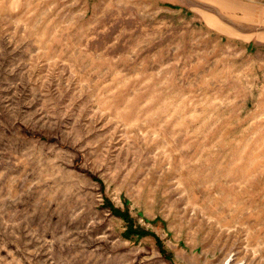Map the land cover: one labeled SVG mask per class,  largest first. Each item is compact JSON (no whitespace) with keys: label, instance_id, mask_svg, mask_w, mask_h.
I'll return each instance as SVG.
<instances>
[{"label":"rangeland","instance_id":"rangeland-1","mask_svg":"<svg viewBox=\"0 0 264 264\" xmlns=\"http://www.w3.org/2000/svg\"><path fill=\"white\" fill-rule=\"evenodd\" d=\"M0 264H264V0H0Z\"/></svg>","mask_w":264,"mask_h":264},{"label":"trees","instance_id":"trees-1","mask_svg":"<svg viewBox=\"0 0 264 264\" xmlns=\"http://www.w3.org/2000/svg\"><path fill=\"white\" fill-rule=\"evenodd\" d=\"M109 208L111 209V211L114 214H117V215L121 216L122 218H124L125 220H127V218H128V213L127 212L120 211L119 209L113 208L111 205L109 206Z\"/></svg>","mask_w":264,"mask_h":264}]
</instances>
